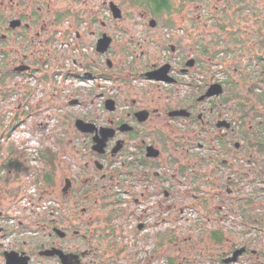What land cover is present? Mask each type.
<instances>
[{"label":"flooded vegetation","instance_id":"flooded-vegetation-1","mask_svg":"<svg viewBox=\"0 0 264 264\" xmlns=\"http://www.w3.org/2000/svg\"><path fill=\"white\" fill-rule=\"evenodd\" d=\"M61 1L0 0V85L44 81L76 109L79 145L59 184L46 175L62 200L46 215L36 175L12 194L34 170L30 141L8 147L4 261L15 251L28 264H164L167 245L181 253L184 241L190 264H264V0ZM147 39L151 55L130 51ZM26 88L11 131L38 111Z\"/></svg>","mask_w":264,"mask_h":264},{"label":"rangeland","instance_id":"rangeland-1","mask_svg":"<svg viewBox=\"0 0 264 264\" xmlns=\"http://www.w3.org/2000/svg\"><path fill=\"white\" fill-rule=\"evenodd\" d=\"M66 2L61 0H54L55 9L64 8ZM83 3L73 4L72 7L75 10L83 9ZM148 33V31H147ZM176 35V34H175ZM147 36V35H146ZM152 36V35H150ZM152 41V40H151ZM149 39H147L143 43V47L137 48L136 46L130 51H136V53H140V50L143 49L145 51H149V55H151L156 50V45H153ZM13 67L12 65H10ZM16 83L20 86L16 87ZM60 86L61 83H58ZM26 86L34 89L33 92L36 91V102L38 105V111L36 112V116L28 121L29 125L24 126V131H11L13 125L16 122V117L18 114L23 115V113H17V98L20 94H24L26 90ZM48 86L43 81H37L29 78H17L11 77L9 78L3 85H0V94H5L7 99L4 101L0 100V177L2 176L1 171L3 170V165L5 163L4 155L8 153V147L22 144V140L27 139L29 145L27 147L31 148L26 151L27 153L32 154V156L37 155V161H33L32 164L34 167L33 171H29L27 174H23L20 177V180L14 181L12 186L17 187L12 190L13 195H18L19 189L18 187H22V185H26L28 183V177L36 175V179H38L36 188L37 195L36 203L47 204L51 202L50 200L58 199L57 196H60V193H50L48 190V184L46 183V175H54V184H59L61 182V175L59 171L58 165L60 161L66 155H72L75 153V146L78 145L77 138L75 136V125H74V117L77 115L76 109L67 108L65 106V98H61L60 96L53 95L49 96L45 91ZM17 92V93H14ZM1 99V96H0ZM35 103V98H34ZM24 117V116H22ZM9 135V136H8ZM2 137H4L3 140ZM2 143V144H1ZM21 149V148H20ZM25 152L24 149H21L20 152ZM64 160V159H63ZM28 164V163H27ZM10 168H7L6 171H9ZM14 170V168H11ZM8 174V172H6ZM33 174V175H31ZM5 175V173H4ZM15 176V173L12 174ZM30 181V180H29ZM37 181V180H36ZM2 186V182L0 181V187ZM36 193V192H35ZM34 193V194H35ZM52 194V195H51ZM57 195V196H56ZM42 201V202H41ZM62 201V200H59ZM9 203V202H8ZM6 203L0 210L9 211L11 206H8ZM16 209H13L12 215H14ZM43 215H46L48 211H46L43 207L41 211H38ZM45 213V214H44ZM189 216V215H187ZM16 222V219H15ZM17 224V222L15 223ZM3 223L0 221V226ZM169 227H172L169 226ZM183 237L190 238V224L183 222ZM185 234V235H184ZM2 233L0 232V244L2 242ZM9 237V236H8ZM18 238L12 242L13 245H21L22 240L21 236L17 235ZM8 238H6L7 240ZM183 239V240H184ZM4 240V241H6ZM10 242H4L6 246H8ZM10 244L9 247L13 245ZM7 248V247H6ZM5 248V249H6ZM190 245L186 242H182V251L178 253L174 250V247L167 245L166 257L164 258V264H168V260L171 258L172 261L180 258V264H190V260H193V257L190 253ZM3 253L2 247L0 245V264H5L4 258L1 256ZM181 254V256H180ZM179 255V257H178Z\"/></svg>","mask_w":264,"mask_h":264},{"label":"water","instance_id":"water-1","mask_svg":"<svg viewBox=\"0 0 264 264\" xmlns=\"http://www.w3.org/2000/svg\"><path fill=\"white\" fill-rule=\"evenodd\" d=\"M81 121L77 122V128L81 129ZM1 214V213H0ZM5 264H28L27 259L21 258L20 254L16 253L15 251L5 252Z\"/></svg>","mask_w":264,"mask_h":264},{"label":"built area","instance_id":"built-area-1","mask_svg":"<svg viewBox=\"0 0 264 264\" xmlns=\"http://www.w3.org/2000/svg\"><path fill=\"white\" fill-rule=\"evenodd\" d=\"M9 240V239H8ZM8 240H7V242H8Z\"/></svg>","mask_w":264,"mask_h":264}]
</instances>
